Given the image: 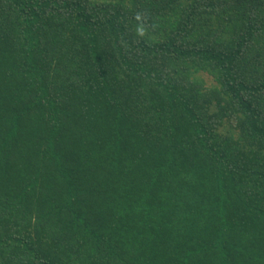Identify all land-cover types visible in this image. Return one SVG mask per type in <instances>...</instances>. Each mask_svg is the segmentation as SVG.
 <instances>
[{
  "label": "trees",
  "instance_id": "trees-1",
  "mask_svg": "<svg viewBox=\"0 0 264 264\" xmlns=\"http://www.w3.org/2000/svg\"><path fill=\"white\" fill-rule=\"evenodd\" d=\"M0 264H264V0H0Z\"/></svg>",
  "mask_w": 264,
  "mask_h": 264
},
{
  "label": "rangeland",
  "instance_id": "rangeland-1",
  "mask_svg": "<svg viewBox=\"0 0 264 264\" xmlns=\"http://www.w3.org/2000/svg\"><path fill=\"white\" fill-rule=\"evenodd\" d=\"M202 76L207 80L208 83H211L212 82V78L209 77L208 75L202 74Z\"/></svg>",
  "mask_w": 264,
  "mask_h": 264
},
{
  "label": "clouds",
  "instance_id": "clouds-1",
  "mask_svg": "<svg viewBox=\"0 0 264 264\" xmlns=\"http://www.w3.org/2000/svg\"><path fill=\"white\" fill-rule=\"evenodd\" d=\"M138 19H139V17H138ZM138 33H139L140 35H143V34H144V29H143V28L138 29Z\"/></svg>",
  "mask_w": 264,
  "mask_h": 264
}]
</instances>
